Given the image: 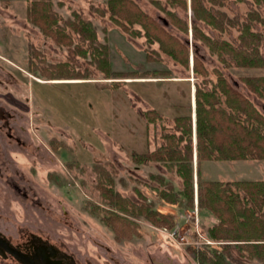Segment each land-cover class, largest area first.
Returning <instances> with one entry per match:
<instances>
[{
    "label": "rangeland",
    "instance_id": "374dc122",
    "mask_svg": "<svg viewBox=\"0 0 264 264\" xmlns=\"http://www.w3.org/2000/svg\"><path fill=\"white\" fill-rule=\"evenodd\" d=\"M51 1L61 25L74 12L92 21L99 43L108 46L113 71L145 76L106 78L90 54H79L78 45H90L78 33L66 26L73 43L55 42L28 19V0H0V231L13 242L40 235L79 264H203L197 254L212 256L214 249L226 246L234 264L238 259L264 264V258L239 250V241L209 236L217 218L200 210L197 192L198 171L205 181L264 179V159L198 163L195 129L196 89H211L221 75L264 115V99L244 80L264 76V66H238L228 54L223 61L193 31L197 25L205 36L239 47L240 23L252 10L264 17V4L203 0L216 16L226 15L222 27H215L194 17L191 0H134L185 46H176L174 57L158 41L150 42L139 23L132 25L135 35L125 31L111 17L107 0ZM252 28L263 36L258 48L264 55V25L254 20ZM195 55L204 72L195 71ZM63 61L70 62L73 77L54 76L55 64ZM83 73L86 78L80 77ZM218 94L216 108L221 110L228 104ZM152 109L157 114L148 119L146 111ZM188 114L194 148L192 207L182 196L174 203L162 197V190L182 189L183 179L173 166L177 162L169 168L161 161H134L131 155L154 150L164 143L163 134L180 133L174 117ZM107 186L120 191L130 210L112 204L102 189ZM140 205L164 212L173 225L167 218L157 223L146 217ZM113 218L124 220L114 223Z\"/></svg>",
    "mask_w": 264,
    "mask_h": 264
},
{
    "label": "trees",
    "instance_id": "16d2710c",
    "mask_svg": "<svg viewBox=\"0 0 264 264\" xmlns=\"http://www.w3.org/2000/svg\"><path fill=\"white\" fill-rule=\"evenodd\" d=\"M183 2L185 0H172ZM257 4H264V0H256ZM111 17L123 27V29L135 35L133 24L139 23L146 30L150 42L158 41L164 51L177 57L179 42L173 36L167 34L161 25L143 12L134 0H107ZM192 10L196 19L206 21L215 27H222L224 13L218 16L205 5L203 0H191ZM28 19L55 42L63 45L73 43L74 37L67 30L68 26L78 33L83 40L89 42V48H81L79 54L86 57L91 55L93 62L106 78L109 77H144L145 73L138 71H113L110 66L108 46L100 44L97 31L92 21L84 19L78 12H74V18L61 25L58 15L53 9L51 0H28ZM248 20L242 22L237 19L228 18L229 22L240 23L241 46L236 47L228 41L213 39L205 36L197 25H194V34L201 36L211 50L219 53L223 61H227L224 54L230 55L238 66H264V55L260 53L258 45L263 39L261 32L253 30V21H259L264 25V17L257 10H252ZM226 19V17H225ZM224 19V20H225ZM132 26V27H131ZM185 48L184 45H180ZM181 48V49H182ZM90 52V53H89ZM194 57V56H193ZM198 55L194 57L195 71L203 68L200 66ZM189 60V59H188ZM188 62V61H187ZM70 62L63 61L55 64L56 77H73ZM61 71V72H59ZM155 73H157L155 71ZM79 75V72L75 73ZM80 77L86 78L85 73ZM249 87L264 99V76H249L244 78ZM226 97V108H216L220 95ZM196 157L198 163L202 160H255L264 159V115L256 109L254 104L242 96L229 82L221 77L211 89L205 90L200 85L196 89ZM228 107V108H227ZM153 117L157 110L146 111ZM150 117V118H151ZM148 117V119H150ZM191 115H179L174 117L175 128L180 133L163 134L164 143L145 152L134 151L132 159L138 162L161 161L168 163L169 168L176 167L178 174L183 179V186L179 192H161L162 197L169 202H176L179 196L186 201L190 207L194 205V148L193 128ZM185 141V143H183ZM173 165V163H176ZM173 165V166H172ZM198 173V204L201 211L211 212L217 222L209 228V236L213 239H224L239 241V250H247L250 255L259 259L264 258V179L257 180H202L200 171ZM172 188V187H171ZM105 195L112 204L127 212L129 205L122 197L120 191L113 187H102ZM135 205V204H132ZM138 208L155 222L167 218L164 212L155 210L149 205H140ZM114 219L112 221L114 222ZM117 222L122 221L115 219ZM125 222V221H123ZM115 223V222H114ZM166 223L173 225L170 218ZM127 227L126 223L123 229ZM120 231V229H118ZM229 246L223 251L214 249L212 256L201 252H194L201 263L205 264H234L230 261ZM239 264H247L238 259Z\"/></svg>",
    "mask_w": 264,
    "mask_h": 264
},
{
    "label": "flooded vegetation",
    "instance_id": "af4514ba",
    "mask_svg": "<svg viewBox=\"0 0 264 264\" xmlns=\"http://www.w3.org/2000/svg\"><path fill=\"white\" fill-rule=\"evenodd\" d=\"M4 236L9 242V248L4 246L0 248V264H28V260L34 258L39 253H42V258L46 256L45 261L54 260L62 264H79L72 254H69L51 243L49 239L40 235L30 234L18 242H13L5 234Z\"/></svg>",
    "mask_w": 264,
    "mask_h": 264
},
{
    "label": "water",
    "instance_id": "95a60500",
    "mask_svg": "<svg viewBox=\"0 0 264 264\" xmlns=\"http://www.w3.org/2000/svg\"><path fill=\"white\" fill-rule=\"evenodd\" d=\"M9 242L7 241V238H5L4 234L0 231V248L2 246L9 248ZM42 253H39L38 255H35L34 258L28 260V264H62L58 261H51V260H46V256L44 258L41 257Z\"/></svg>",
    "mask_w": 264,
    "mask_h": 264
},
{
    "label": "crops",
    "instance_id": "0c3cea01",
    "mask_svg": "<svg viewBox=\"0 0 264 264\" xmlns=\"http://www.w3.org/2000/svg\"><path fill=\"white\" fill-rule=\"evenodd\" d=\"M244 160H245V159H244ZM208 161H212V160H205L203 164H205V162H208ZM213 161H214V160H213ZM223 161H229V160H223ZM233 161H237V160H233ZM248 161L253 162V161H257V160H248ZM251 162H250V163H251ZM258 162L260 163V160H258ZM260 164H261V163H260ZM261 179H262V178H261ZM226 180L228 181V180H232V179H226Z\"/></svg>",
    "mask_w": 264,
    "mask_h": 264
},
{
    "label": "built area",
    "instance_id": "2783aa9c",
    "mask_svg": "<svg viewBox=\"0 0 264 264\" xmlns=\"http://www.w3.org/2000/svg\"><path fill=\"white\" fill-rule=\"evenodd\" d=\"M177 232H178V230L176 229V230L174 231V233H173V234H174V235H176V234H177ZM187 236H188V235H187ZM182 238H183V239H185V238H186V234L182 235Z\"/></svg>",
    "mask_w": 264,
    "mask_h": 264
}]
</instances>
